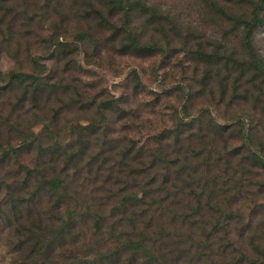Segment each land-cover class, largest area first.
<instances>
[{"label":"trees","instance_id":"trees-1","mask_svg":"<svg viewBox=\"0 0 264 264\" xmlns=\"http://www.w3.org/2000/svg\"><path fill=\"white\" fill-rule=\"evenodd\" d=\"M39 1L18 5L20 27L42 17L25 7ZM72 1L91 8L75 10L77 19L102 27L118 55L170 58L172 43L145 41L133 21L139 11L166 37L162 16L152 8L137 0ZM204 1L215 16L234 23L231 33L239 47L204 42L185 27L195 37L190 60L196 62V84L187 90L180 82L172 89L180 91L182 102L173 109L172 126L147 143L112 137L111 122L137 117L120 107L123 98L85 102L75 89L80 100H74L69 84L51 83L46 62L63 59L78 46L43 39L51 46L43 62L31 58L25 71L15 54L17 69H0V162L15 158L22 175L21 154L36 148L39 164L51 170L46 178L42 169H28L21 183L35 190L31 200L19 201L8 183L14 173L3 175L0 169V193L6 191L3 201L11 205L5 211L0 204V218L15 227V264H264V57L255 45L257 34L264 33V0ZM9 2L0 0L6 4L0 7L4 17L16 9ZM48 3L38 9L45 11ZM243 4L248 11L236 15ZM165 18L178 35L179 21ZM3 23L0 18V28ZM77 40L94 52L104 46L87 31ZM59 91L69 100L50 108ZM69 109L85 118L68 119ZM61 112L67 119L63 126ZM87 240L84 255L68 249L60 259V248Z\"/></svg>","mask_w":264,"mask_h":264},{"label":"rangeland","instance_id":"rangeland-1","mask_svg":"<svg viewBox=\"0 0 264 264\" xmlns=\"http://www.w3.org/2000/svg\"><path fill=\"white\" fill-rule=\"evenodd\" d=\"M45 1L41 0L38 2L39 4H33L34 6H29L25 3V7L30 10V14L38 13L42 15V17L38 18H42L41 22L37 19L25 28L18 25V23L22 22V19L17 16V13L21 11L18 5L23 0H10L8 5L16 6V9L5 17L3 12H1L2 10H0V18L5 21L2 24L3 27L0 28V69L3 72L16 70L18 65L16 66V60L14 59L15 54H17L19 62L23 61L25 63L23 66L25 71L30 69L31 58L37 57L40 62H43L41 58H46L51 53V50H49L51 46L46 45L43 39H53L71 47L78 46L79 50L75 51V53L65 58L62 56L63 59L56 57L46 62L50 70L48 75L54 77L51 83L61 81L64 85L69 84L71 86L69 94L74 100L80 98L75 95V89L79 90V94L85 102H90L93 99L99 101L102 98H123L124 101L119 103L120 107L132 111V115H137V117H133L132 120L128 117H123L120 118V121L111 122L110 127L114 131L112 137L117 140L134 139L144 144L147 143L153 133L172 126V120L175 117L173 109L179 108L182 103L180 91L172 89L180 82L184 83V89L187 88V90L190 84H196L192 79V69L196 66V62L190 60V49L195 47L193 42L195 37H192L185 27L191 26V32L194 31L197 34L196 37H202L205 40L204 42L208 40L215 42L216 40L218 43H227V46H233L234 49H237L240 44L238 36L231 33L233 32L231 29H233L234 23H231L221 15V17L215 16L209 11L210 9L204 0H137L160 14L157 15L162 16L161 27L167 36L162 35L152 23H149L151 18H141L139 11H134L133 21L138 23V33L143 35L145 41H156L161 44L169 41L174 46V49L170 51V58L165 61L160 55L139 57L134 54H127L120 56L112 51L105 42L108 34L103 33L104 29L102 27H97L95 22L89 26L86 22L77 19L74 11L79 9L81 11H90L91 8L87 4L84 5L82 1L74 4L72 0H49L45 11H40L38 8H42L41 5H44ZM87 1L90 3V0ZM91 2L94 3V0H91ZM3 6H6V4L0 3V7ZM244 11H248V7L245 4L242 5L241 9H237L234 12L236 15H240ZM44 14L47 16V20ZM166 15L179 21L181 31L177 32L178 35L175 34L176 31L174 32L170 29L165 18ZM65 16H67L66 21L63 20ZM15 17H17V20L14 22ZM86 31L102 42L104 46L100 50L94 52L92 47L82 46L81 43H78L77 37ZM185 39L189 46L184 44ZM255 45L259 53L264 57V33L257 34ZM92 54L93 56H91ZM201 68L204 69V66L201 65ZM211 70H215L214 66L211 67ZM184 73H187V75ZM197 77V79H200L201 75L199 76L198 74ZM164 78H167V80H164ZM137 88L141 89L135 94V89ZM57 93L59 96L55 95L52 97L50 108L62 105L61 99L69 100V96L64 95L62 91ZM158 94L160 95L159 98H157ZM199 103L205 105L201 100H199ZM206 105L209 106V103ZM68 111V119L75 121L85 118L76 109H69ZM60 116V124L63 126L67 119L62 112ZM41 128V125L37 126L35 131L37 132ZM64 138L65 142H69L72 139L67 132L64 134ZM15 142L13 141V143ZM38 153L39 151L36 148H32L31 151H23L20 156V163L26 169L21 168L23 171L22 175L19 174L20 164L17 163L15 158L0 162L1 174L14 173L11 174L13 177L8 180V183L12 186L11 190L14 192L16 200L29 201L32 195L31 192L35 190L33 187L26 188L21 183L24 182L22 178L28 169H42L46 178L51 175V170H48V166L39 164ZM34 178H36V173ZM35 181L37 180H30V183ZM5 192L2 191L0 193V204L7 211L11 205L3 201ZM40 199L41 197H37L34 200V203L38 206L40 205ZM72 205L75 207L74 204ZM14 229V226L11 229L6 227L5 219L0 218V264L16 263L17 259L14 256L15 253H13L14 244L16 243ZM87 245L88 240L86 242L79 241L73 249L67 246L60 248L58 255H60V259H63L64 256L68 255L66 252L68 249L74 251L76 255H84ZM88 251L89 249L86 252Z\"/></svg>","mask_w":264,"mask_h":264}]
</instances>
